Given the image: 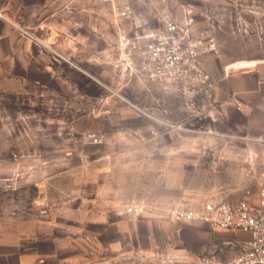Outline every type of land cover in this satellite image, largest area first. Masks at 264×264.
<instances>
[{"label": "rangeland", "instance_id": "rangeland-1", "mask_svg": "<svg viewBox=\"0 0 264 264\" xmlns=\"http://www.w3.org/2000/svg\"><path fill=\"white\" fill-rule=\"evenodd\" d=\"M129 1L135 22H147L149 5ZM179 1L197 9L200 24L209 17L214 26L210 97L191 99L182 92L143 86L124 74L118 94L141 112L110 87L88 80L83 81V95L76 97L31 98L26 90L4 85L0 222L43 220L52 237L66 240L67 254L80 253L93 264H199L201 252L181 241L170 249L155 247L145 253L135 248L124 257L110 255L114 221H162L182 201L237 198L259 168V158L246 156L252 146L239 138L264 137V120L258 119L264 110L252 100L245 102L244 94L224 95L222 87L232 79H249L248 90H257L245 95L251 98L257 92L264 100V0L250 6L241 0ZM84 7L90 13L91 4ZM163 8L175 12L171 5ZM97 12L95 29H84L99 36L113 33L111 18L106 20L110 10L100 5ZM88 44L84 40V49ZM97 45L103 47L102 41ZM98 65L115 76L106 60ZM238 69L251 73L231 71ZM130 206L141 208L142 215L126 216Z\"/></svg>", "mask_w": 264, "mask_h": 264}, {"label": "crops", "instance_id": "crops-1", "mask_svg": "<svg viewBox=\"0 0 264 264\" xmlns=\"http://www.w3.org/2000/svg\"><path fill=\"white\" fill-rule=\"evenodd\" d=\"M89 3L90 13L84 7ZM100 5L110 10L109 6L94 0H0V88L11 84L17 92L26 90L32 93L31 98L37 94L42 98L47 94L76 97L83 95V81L88 80L110 87L107 89L124 101L118 94L122 90L119 77L124 76V73L119 74V68L123 69L124 64L114 47L115 35L103 32L99 36L93 34L92 29H84L86 26L95 29ZM106 18L110 22V14ZM14 25L28 30L36 41L21 35ZM86 39L88 49L83 47ZM100 40L103 43L101 48L97 45ZM102 58L109 66L112 64L110 69L115 76L99 67V62L105 61ZM116 64L119 68L115 67ZM204 65L208 71L212 70L209 57L205 58ZM250 73L241 71L238 74ZM228 82L222 87L224 95L227 91L244 94L241 97L245 102L252 100L260 104L256 105L257 108L260 106V111L264 110V100L258 99L257 92L251 98L245 95V92L257 90H248L249 79ZM125 102L137 108L129 99ZM262 116L264 114L258 117L259 121L264 120ZM51 232L50 224L39 219L0 222V264H47L49 260L58 264H84L80 253L67 254L66 240L52 237ZM247 239L242 232L214 231L205 224L174 225L165 219H119L110 224V255L124 257L135 248L145 253L155 247L170 249L176 241H181L195 253L201 252L199 264H204L202 259L230 262L241 253ZM86 262L93 264L92 261Z\"/></svg>", "mask_w": 264, "mask_h": 264}, {"label": "built area", "instance_id": "built-area-1", "mask_svg": "<svg viewBox=\"0 0 264 264\" xmlns=\"http://www.w3.org/2000/svg\"><path fill=\"white\" fill-rule=\"evenodd\" d=\"M94 1L110 8L115 49L124 64L123 69L115 65L120 74L143 86L182 92L191 99L210 97L212 81L204 60L214 53L216 44L209 17L200 24L197 9L179 0H135L150 7L147 22L137 24L129 0ZM169 5L175 12L163 8ZM247 5L250 6L248 2ZM14 28L36 41L28 30L16 25ZM239 139L252 146L246 151L247 158L260 159L257 173L250 176V183L240 195L231 200L208 197L182 201L168 210L164 218L174 225L205 224L214 231H239L248 236L241 253L232 261L202 259L204 264H264V137ZM142 212L141 208L130 206L124 214L136 217Z\"/></svg>", "mask_w": 264, "mask_h": 264}, {"label": "bare ground", "instance_id": "bare-ground-1", "mask_svg": "<svg viewBox=\"0 0 264 264\" xmlns=\"http://www.w3.org/2000/svg\"><path fill=\"white\" fill-rule=\"evenodd\" d=\"M239 70H241V69H238V70H234V71H239ZM228 71H230V70H228ZM232 72H233V70H231ZM123 99V98H122ZM142 112V111H141ZM145 114V113H144ZM147 115V114H146ZM148 116V115H147ZM154 119V118H153ZM156 120V119H155ZM158 121V120H157Z\"/></svg>", "mask_w": 264, "mask_h": 264}, {"label": "flooded vegetation", "instance_id": "flooded-vegetation-1", "mask_svg": "<svg viewBox=\"0 0 264 264\" xmlns=\"http://www.w3.org/2000/svg\"><path fill=\"white\" fill-rule=\"evenodd\" d=\"M241 1H247L248 3L250 2V1H253V0H241ZM243 5H240V7H242Z\"/></svg>", "mask_w": 264, "mask_h": 264}, {"label": "water", "instance_id": "water-1", "mask_svg": "<svg viewBox=\"0 0 264 264\" xmlns=\"http://www.w3.org/2000/svg\"><path fill=\"white\" fill-rule=\"evenodd\" d=\"M233 72L239 73V72H241V71H233ZM229 75H231V74H229Z\"/></svg>", "mask_w": 264, "mask_h": 264}]
</instances>
